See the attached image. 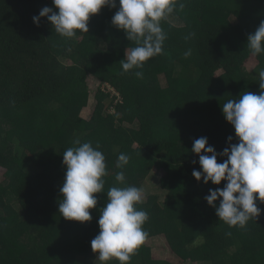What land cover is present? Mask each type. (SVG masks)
Wrapping results in <instances>:
<instances>
[{
	"label": "trees",
	"instance_id": "16d2710c",
	"mask_svg": "<svg viewBox=\"0 0 264 264\" xmlns=\"http://www.w3.org/2000/svg\"><path fill=\"white\" fill-rule=\"evenodd\" d=\"M45 6L58 12L53 0H0L2 264H62L60 242L98 256L91 241L100 232L107 191L150 187L154 167L163 172L160 185L168 195L163 206L154 197L153 225L143 226L146 239L167 231L185 261L264 264V211L244 228L220 220L205 197L227 181H197L192 172L202 168L199 154L191 151L200 137L217 152L239 142L222 105L245 91H261L264 54L253 55L246 43L264 21V0H178L171 14L180 23L169 17L161 22L167 35L162 54L128 72L120 61L127 48L137 45L111 23L119 0L116 8L104 6L90 17L89 32L77 30L72 38L57 33L47 17L37 26L33 17ZM89 75L101 86L85 118L80 112ZM77 140L99 146L108 172L104 192L94 194L98 203L89 210L93 218L88 222L59 213L63 153L78 147ZM122 153L130 160L119 168ZM217 159L222 163L227 157ZM121 171L123 183L115 179ZM257 206L264 209L259 200ZM151 249L144 242L131 264H146Z\"/></svg>",
	"mask_w": 264,
	"mask_h": 264
},
{
	"label": "clouds",
	"instance_id": "9594fccd",
	"mask_svg": "<svg viewBox=\"0 0 264 264\" xmlns=\"http://www.w3.org/2000/svg\"><path fill=\"white\" fill-rule=\"evenodd\" d=\"M177 2L119 0L111 23L125 30L127 39L137 45L125 50V58L120 61L124 72L142 68L150 58L162 54L167 35L161 22L173 13ZM53 4L58 12L45 6L33 21L39 26L41 17H47L57 33L72 38L77 30L89 32L90 17L104 6L116 8L117 0H53ZM179 6L184 7L183 3ZM246 46L253 55L264 54V21L254 33L248 34ZM187 55L190 51L185 53ZM135 74L143 75L142 72ZM258 76L259 94L245 91L238 99H229L222 105L223 114L234 126L239 142L230 143V147L217 152L209 145L207 137H200L194 140L191 149L199 154L202 168V171L194 169L192 172L197 181L203 179L205 184L211 181L216 185L227 181L223 188L209 190L210 194L205 197L208 204L215 208L220 220L241 228L264 211L257 206V200L264 203V69L259 70ZM232 140L229 136L228 141ZM75 144L79 146L69 147L63 153L66 173L60 188L59 213L69 220L88 222L93 218L89 210L98 203L94 194L104 192L103 177L108 175L106 158L98 150L99 146L93 147L91 142L77 140ZM218 156L227 159L219 163ZM129 160L128 155L120 154L117 167L124 168ZM115 179L123 183V171L118 172ZM143 199L144 190L136 186H114L107 191V202L98 220L100 232L91 241L92 250L98 253L97 260L102 264L113 258L120 264H129L132 255L145 242L148 233L143 226L148 213L135 207Z\"/></svg>",
	"mask_w": 264,
	"mask_h": 264
},
{
	"label": "rangeland",
	"instance_id": "374dc122",
	"mask_svg": "<svg viewBox=\"0 0 264 264\" xmlns=\"http://www.w3.org/2000/svg\"><path fill=\"white\" fill-rule=\"evenodd\" d=\"M169 19L179 24V20L172 14H170ZM66 63H70V60L65 61ZM87 85H88V94L85 99L86 102H82L81 104V112L80 114L89 118L92 114V110L96 104L95 94L101 86L100 81L92 75L87 77ZM152 178L149 180L148 184L150 187H145L144 190V199L142 203H138V209L144 210L148 213V220L145 222L148 226H152V203L154 201V197L157 199V202L160 205H164L168 195V189H164L160 185L161 176L163 174L162 171L158 167H154L152 171ZM152 200H149V198ZM149 200V201H148ZM20 209V208H19ZM51 244L54 242L52 240L49 241ZM148 245L151 246L152 257L151 259H147L146 264H160L163 261H169L171 264H206L205 262H192L191 260H183L180 256L176 254L174 249L175 241L171 240V237L167 231H161L155 234L152 237H149L145 241ZM57 248L61 254L62 264H102L101 261L97 260L96 257H90L87 252L80 251V249L69 248L65 246L63 242L56 243ZM134 255H132L129 264L134 259ZM113 261L110 264H120L119 260L116 258L112 259ZM2 264V261H0ZM58 264H61L60 261Z\"/></svg>",
	"mask_w": 264,
	"mask_h": 264
}]
</instances>
